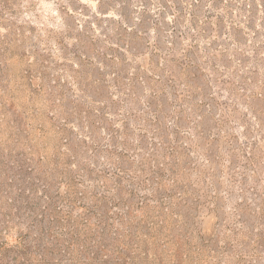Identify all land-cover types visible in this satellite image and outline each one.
Instances as JSON below:
<instances>
[{"label": "rangeland", "instance_id": "374dc122", "mask_svg": "<svg viewBox=\"0 0 264 264\" xmlns=\"http://www.w3.org/2000/svg\"><path fill=\"white\" fill-rule=\"evenodd\" d=\"M257 110L264 0H0V264H264Z\"/></svg>", "mask_w": 264, "mask_h": 264}, {"label": "trees", "instance_id": "16d2710c", "mask_svg": "<svg viewBox=\"0 0 264 264\" xmlns=\"http://www.w3.org/2000/svg\"><path fill=\"white\" fill-rule=\"evenodd\" d=\"M194 1H201V0H194ZM191 5H195V2L191 3ZM184 10V6H182V8H180V10H178V12H183ZM193 10V8H192ZM213 14L206 16V18H210ZM192 19H190V21H188V23L186 24V27L184 28V35L183 36H189L190 38V43L187 44V47L184 49V51L182 52V56L180 57V59L184 60V63H187V59L190 58L189 57V50L194 46L193 43H197L200 39V32L201 30H199V21H201L200 17L197 16V14L192 11L191 13ZM178 19V18H177ZM178 21V20H177ZM176 21V22H177ZM174 42V41H173ZM188 49V54H186L185 52ZM186 50V51H185ZM177 51L175 49H173L171 52H168V56L172 55V57H174L176 55ZM185 53V54H184ZM255 94V93H254ZM253 94V95H254ZM257 114H255V120L257 121L256 123H251L250 120H246L247 124H245V129L248 128V133H245V137H246V141L245 143H240L239 146L234 147V139L238 138V136H236V134L234 132L229 133L226 131H224L223 127L226 125V123L229 122V118L224 119L223 114L222 117L220 116L217 120V126H218V130L217 132H215V136L214 137H219L221 136V134H224L225 140L231 144V149H229L230 151V155L231 158L234 157V152L237 151V153L240 155L239 156V160L236 164H235V168H236V172L240 173L242 175V179L239 180L238 178H235V183L238 181L243 183L241 186V192H246V191H250L251 194H253V201L255 203V210H263L262 204H263V198L262 196H264V186H260L263 185L262 179L264 177H260V179L258 180H254L252 183L249 184L248 182V178L250 177L249 174L253 173V174H259L260 176H262V174L264 173V159H262V156H259V162L256 161V156H257V149L260 147V149L263 147L262 143H260L262 140L264 141V118H262L260 115L263 113V110H257L256 112ZM178 128V130H180V126L177 125L176 126ZM216 126L214 125V128L211 130V132L215 131L214 129ZM255 127V128H254ZM254 129V130H253ZM256 132H258V134H256ZM191 133V132H190ZM203 133V132H202ZM194 137V136H192ZM238 140V139H237ZM163 144V142H162ZM167 146V145H165ZM168 147L171 148V154L174 155L175 151L177 150V148L179 147V143L178 146L177 144H175L174 146L172 145H168ZM234 151V152H231ZM253 167V168H250ZM142 172L144 171L143 169H140ZM122 171V170H120ZM118 172V171H117ZM114 172L113 171V175L117 177L116 180V184L117 185H121V181L123 178H127L126 175H122L120 172ZM130 172V171H128ZM173 174H175L176 172L173 171ZM133 173V172H132ZM238 176V175H237ZM135 176L133 175L132 177H129V180L132 182H135ZM137 182L140 183L139 179H136ZM237 185V184H235ZM135 188H132V191H135ZM98 195V194H96ZM101 197H107L106 194L102 195ZM262 207V208H261ZM264 211V210H263ZM262 225V228L264 229V224H260ZM254 231V230H253ZM260 239L263 238L262 235L259 236ZM261 245H264L263 242H260ZM29 244L27 243L26 240H23V242H21V247H27Z\"/></svg>", "mask_w": 264, "mask_h": 264}]
</instances>
